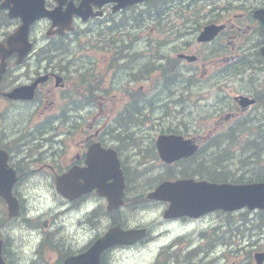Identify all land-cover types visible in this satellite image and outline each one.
Returning a JSON list of instances; mask_svg holds the SVG:
<instances>
[{"label":"flooded vegetation","instance_id":"flooded-vegetation-1","mask_svg":"<svg viewBox=\"0 0 264 264\" xmlns=\"http://www.w3.org/2000/svg\"><path fill=\"white\" fill-rule=\"evenodd\" d=\"M152 1L156 5L144 4ZM197 2L198 6L192 4L191 0H151L141 3L143 5L134 4L116 11L112 10V4L105 5L98 19L105 20L107 25L99 29L97 36L86 44V48L72 33L59 36L50 28L49 21H38L30 27L28 42L32 46L21 62H17L18 51L5 56L0 51V66L1 56L4 61V71L0 76V150L6 154L5 158L0 154V165L15 173L12 193L20 204L23 198L21 190L29 191L35 185L55 187L57 176L75 167L85 168L87 153L94 146L100 152L94 162L105 168L109 164L114 165L117 156L127 183L128 136L115 134L110 125L113 122L124 123L126 120L132 123L143 122L140 106H147L153 112L161 92L171 90L175 75L185 65L191 75L200 77V80L209 77L211 72L217 73V82L211 89L212 96L216 95V104L220 107L226 104L229 97L233 96L230 91L244 95L251 104L243 111L245 118L241 120L252 126L264 127V56L261 53L264 24L257 16L264 14V0ZM11 6V0H0V43L3 44H6L8 35L21 23L19 17L8 16ZM146 10L151 14L146 13ZM195 15L201 17L202 25L225 23L226 27L210 42L192 43L191 38L202 26L191 21ZM41 22H44V26L37 33L35 30ZM120 25L123 29L127 27L126 33L121 38L117 37L119 42H115L114 37L122 30ZM147 26L156 30L159 36L154 42L144 41ZM180 30L183 33L177 32ZM168 33L176 36L172 40L180 38L182 41L175 48L169 49V53H164L159 49L168 48L170 41L162 40V35ZM119 45L121 48L116 47ZM147 49L151 50L149 60H144ZM181 53L194 54L196 60L188 63L184 58H175V55ZM153 69L158 79L154 83L157 91L152 100H144L142 86L135 89L129 85H114V77L120 73H127L123 76L128 79L126 83H139ZM227 69L231 74L235 73V85L226 89V84H230ZM37 79L40 81L34 88L32 98H25L26 94H20L18 98L9 97L12 90L33 85ZM117 88L119 93L115 94L113 91ZM125 96L127 100L132 99L133 105L127 104L122 113L118 114L115 112V101L120 102ZM231 113L229 111L219 116L215 124L233 120L235 117ZM222 154V161L233 163V160H228L229 156L225 152ZM240 154H244L243 158L239 155L231 173L242 180H264L261 179L264 177V134L256 138L255 146L248 154V161L244 160L245 151ZM201 158V161L188 167L213 173L227 170L215 160L210 164L208 155H202ZM222 167L223 171H219ZM135 170L138 178L142 170L139 167ZM111 182L108 180L105 184ZM70 183L72 187L73 182ZM92 195L96 193L91 192L72 200L62 195L60 197L65 203L72 204L84 196ZM131 196L134 195L131 193ZM132 198L133 208L146 207L144 199ZM104 200L101 197L102 203H105ZM1 204L6 207L2 198L0 208ZM126 205L127 202L122 207ZM121 208L115 212L105 211L110 226L114 224L112 218L116 214L119 215V223L122 222ZM90 213L93 218L99 216L96 207ZM247 213L250 215L247 245L237 244L241 234V226L237 224L246 222L248 216L244 215L224 224L229 233H224L222 227L198 233L200 236L197 244H191L194 239L186 236L187 239L182 240L187 242L190 239L186 254L174 257L175 261L159 264H264V208ZM212 215H215L214 223L217 218L225 219L221 211L203 217ZM124 216L132 218L133 210H128ZM176 222L175 226H181L186 221ZM95 226L96 221L92 223V227ZM94 231L96 228H93L92 233ZM96 237L95 232L93 238ZM232 240L234 245H230ZM101 264H107L104 255L101 256Z\"/></svg>","mask_w":264,"mask_h":264},{"label":"rangeland","instance_id":"rangeland-1","mask_svg":"<svg viewBox=\"0 0 264 264\" xmlns=\"http://www.w3.org/2000/svg\"><path fill=\"white\" fill-rule=\"evenodd\" d=\"M47 3L54 5L55 2L54 0H48ZM86 26L87 25H81L80 21H77L76 29L80 27L79 29L83 30ZM89 27H93L94 29L92 30V34L84 35V39L86 40L89 39V36L96 37L100 29L94 27L93 25H90ZM123 33H126V29L121 30V32H117V35L115 37L121 38L124 35ZM145 35L146 36L144 38V41L146 43L148 41H154L159 38L155 30H152V28L147 29ZM175 38L176 36L173 35L164 39V42L170 41L169 46L167 49L163 48L159 50L164 53H169V49L175 48L182 41L180 40V38L177 40H172ZM150 51L151 50L149 49L146 50V57L144 60H149L148 54L150 53ZM125 75H127V73H120L119 75L114 77V85H129L131 87H134L135 89H138L140 86H142L145 95L148 98H152L156 94L157 88L154 87L156 77L155 74H151L147 79L140 81L139 83H126V80L128 79L126 77H123ZM187 77L188 75L185 73L175 77L173 87L171 88V90H168L170 92H161L160 99L157 100L156 109L153 112H150V110H148L150 109L149 107L143 108V122L131 125V131H135L136 134L144 137L142 146L145 148V154H148L150 152L149 147L151 145L152 137L156 136V134H158L162 130H164V132H166V130H175L181 131V133L188 135H197L196 133L206 132V130L197 131L202 125L208 122L212 124L213 119L217 117L213 110L206 105L205 101L207 100L204 99L205 94L207 92H211L209 88L212 77H209L208 83L202 82V85L189 86L186 89L185 80L187 79ZM215 77L218 78L217 76ZM113 92L115 94H118V88ZM208 99L212 100L211 97H209ZM115 104L116 108L120 109L122 104L120 102L118 103V101H115ZM191 130H194V132H192ZM239 148L240 142L237 141V143L232 145L230 149H233L232 151H235ZM252 149L253 148H250L249 151H245V161L249 160V158L247 157L249 156L248 154ZM223 151H225V155H227V157L229 156L228 160L232 161L235 153L228 150ZM240 155L243 158L244 154ZM146 159H148V161H145ZM151 159L154 158H152L150 154L146 156L140 155L137 158L133 156L130 151V168L133 165L137 164L138 160L140 162H144L138 165L139 169L142 170V174L138 178L132 177L131 190L145 192L150 187V182H153V177L158 174V169L160 167L157 161H152ZM209 163L212 164L210 158ZM29 191H33V188L29 189ZM38 192L40 191L35 190L34 204L42 205L43 202L40 201L41 198H38L36 195V193ZM163 208L164 207L162 203H158L150 210L140 212L136 214L135 217L129 218V224H142L146 226H152L151 234H158V228L156 229L155 226L157 225V223H159V220H162ZM125 210H127V208H125ZM140 211H143V209H140ZM32 213L34 214V212ZM43 220L44 218H41L39 221L33 218L30 222L16 220L10 224H7L5 231L2 232V235H4L7 239V246L5 248V255L7 256L6 260H10L11 264H60V260H62L65 254V250L74 248L76 244L78 246H80L81 244L83 245L84 242L87 241L92 234L89 231L80 230V227L77 225L76 216L75 219H63L62 217H57L56 215L53 221L54 225H50L48 229H45L47 236L44 242V246L39 248L41 235L33 232V230L35 226H39V228L44 229L42 227ZM61 223L65 224V227L60 225ZM106 223L107 222L105 219H101V221L98 222L97 229L102 231ZM172 223L174 222H170L168 224ZM167 227L169 230L163 233V235L156 238L154 242L169 241V238L175 234V231H177L173 226L168 225ZM30 229L33 230L30 231ZM184 239H187V237L182 238V240ZM187 242L189 245L190 239ZM198 242L199 238L193 240L191 244H197ZM182 243L183 242H178L177 245L180 246L182 245ZM157 246V244L151 243L150 246H135L133 248H128L127 250L116 249L111 255L110 264H150L151 259L153 262L154 256L157 253ZM176 247L177 246L173 247V251L176 249ZM37 248H39L38 255L36 253ZM168 248H170V243L163 244L160 251H168L170 253V249L168 250ZM160 251L158 252V254L160 253ZM171 256L172 257L168 261H175L174 256Z\"/></svg>","mask_w":264,"mask_h":264},{"label":"water","instance_id":"water-1","mask_svg":"<svg viewBox=\"0 0 264 264\" xmlns=\"http://www.w3.org/2000/svg\"><path fill=\"white\" fill-rule=\"evenodd\" d=\"M98 2L103 3L107 0H82L78 7H72L69 5L65 11H60V6L55 8L52 11H47L43 8V5L38 3V0H23L21 3L24 5V9L19 12H14L12 15H20L23 22L21 25L20 30L18 31L16 36L11 38H22L25 37L26 29L28 25L35 19L41 16H47L52 19L53 25L59 26L61 29L69 28L72 14H79L84 19H86L90 14V6L89 2ZM137 0H121V3L117 5V8L120 6H125L131 2ZM60 29V30H61ZM59 30V31H60ZM62 32V31H61ZM17 41L9 42V46L17 45ZM157 150L159 152L160 157L167 162H170L174 159H178L183 156H187L192 154L196 150V146L192 144L189 140H183L181 136L175 135H161L156 140ZM187 181H178L176 183H183ZM203 190L206 192L210 191L213 192V195H209V204H220V202L231 204V205H224L228 206L229 208H233L237 204H243L246 202L244 199L241 201L236 200L235 196H246V197H254L253 189L258 186H231L226 184H209V183H202ZM252 187V188H250ZM177 189L176 185L173 183H164L158 187V194L157 196L168 198L172 200V191ZM238 196V197H239ZM245 197V198H246ZM249 198V199H250ZM14 214V207L11 206L10 215ZM136 238V231H122L118 227L112 228L103 238L99 240L100 244H103V247L108 245H112L115 243H128L133 241ZM1 246V243H0ZM97 255H87L86 258H89L91 262L96 260ZM67 264H74L73 258H69L66 260ZM0 264H4L1 255H0ZM97 264V263H94Z\"/></svg>","mask_w":264,"mask_h":264},{"label":"bare ground","instance_id":"bare-ground-1","mask_svg":"<svg viewBox=\"0 0 264 264\" xmlns=\"http://www.w3.org/2000/svg\"><path fill=\"white\" fill-rule=\"evenodd\" d=\"M133 60V59H132ZM147 71V70H146ZM124 122V121H123ZM250 148H252V146L250 147ZM210 160L211 161H213V159L210 157ZM216 169V168H215ZM223 169L224 168H220V170L219 171H223ZM136 171V170H135ZM201 171H204V172H209V173H213V172H211V171H208V170H203V169H201V168H198V169H190L188 166H185V167H182L179 171H178V175H179V177H181V178H184V177H187V176H189L190 174H192V173H198V172H201ZM223 173V172H222ZM250 173V172H249ZM146 207H142V208H137V209H135V208H132V210H133V217H135V215L136 214H138V213H140V212H143V211H140V209H145ZM174 223H172V224H168V225H170V226H174V224H176V223H178V222H176V221H173ZM170 223V222H169ZM160 224H164V225H166L167 223L166 222H159V223H157V225L156 226H160ZM61 225V224H60ZM155 226V227H156ZM63 227H65V226H63ZM175 228H178L179 226H174ZM157 229V228H156ZM33 229H30V231H32ZM63 230V229H62ZM159 233L158 234H156V235H154V239H153V241L152 242H154L155 241V239L156 238H158L159 236H161V235H163V233H165V232H167L168 230L167 229H165V228H160V229H158L157 230ZM3 236V238H4V240H5V242H6V246H7V239H6V237L4 236V235H2ZM226 245H228V243L226 242ZM41 246L39 245V248H40ZM39 248H37L36 249V253H37V255L39 254ZM160 251V250H159ZM158 251V252H159ZM158 257H160V259H157V258H154L153 259V262H152V259H151V263L150 264H159V263H161V262H169L168 260L172 257L171 255H170V253L167 251V252H161L160 251V253H159V256ZM149 264V263H148Z\"/></svg>","mask_w":264,"mask_h":264}]
</instances>
